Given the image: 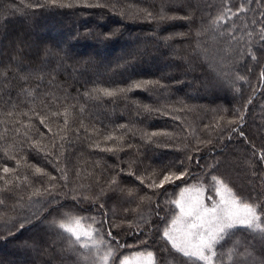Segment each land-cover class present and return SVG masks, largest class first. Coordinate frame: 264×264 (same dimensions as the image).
I'll return each mask as SVG.
<instances>
[{
    "label": "snow or ice",
    "instance_id": "1",
    "mask_svg": "<svg viewBox=\"0 0 264 264\" xmlns=\"http://www.w3.org/2000/svg\"><path fill=\"white\" fill-rule=\"evenodd\" d=\"M170 6L183 8L185 14H169ZM77 8H109L115 12L117 5L106 3L105 0H19L17 5H6L4 11L24 15L35 9ZM205 8H214L215 14L204 13ZM197 11L202 13L201 27L196 30L197 38L212 32L214 39H226L229 45L224 50L225 56L211 66V77L206 83L212 86L228 85L239 94L241 89L238 84L247 78L239 73L238 66L245 63L248 57L256 63L264 58V0H239L238 3L234 0H219L215 4L203 5L199 2L193 4L190 0H180L178 3L161 0L158 10H153L151 6L139 8L136 16L149 22L184 20L192 23ZM124 14L122 11L121 15ZM238 20L240 23H237ZM176 35L183 37L184 34ZM64 56L67 57V53ZM23 59V49H19L0 71V79L4 82L0 88V102L11 105L12 110L5 113L8 118L6 122H11L13 126L12 131L20 143V151H24L23 146L26 144L29 150L42 153V158L52 166L56 174L35 164L27 165L26 156L17 154L14 144L3 149V158H0V206L6 203L4 194H14L23 188H31L28 193L29 203L33 197L44 199L42 211L5 219V225L10 226L6 227L7 236L0 235V239L15 236L16 232L26 227L54 234L55 240L52 243L64 242L65 247L60 249V254L74 255V264H264V178L261 179L259 191L253 184L251 191L242 195L220 174L219 168L224 163L221 159L207 164L201 173H195L193 168H201L200 161L203 157L198 155L201 146L211 143V140L196 138V144L191 145L190 142H185L188 140L185 137L181 141L183 148H177L186 153L183 159L172 160L140 174L136 171L137 161H129L127 175L135 176L139 182L138 187H121L119 174L107 181L94 172L82 177L79 167L75 169V177H70L72 169L69 149L74 146L73 137L75 141L86 142L89 149L118 154L124 151L125 145L132 147L128 143V137L130 133L135 135L131 123L114 125L110 130L107 126L100 129L95 124H86L84 113L88 109L86 104L79 103L81 98L85 102L103 99L114 101L119 97L127 98L129 93L136 90H147L149 86L163 89L165 85L159 80H132L125 86L94 85L91 89L85 87L82 93L77 89V94L73 97L69 91L70 84L55 85L56 73L63 64L62 58L57 69L52 70L51 77V83L61 94L45 91L40 94V104L36 106V94L43 83L45 70L33 72L23 63ZM30 79L39 82L33 90L23 87ZM12 80L17 81L16 86L19 88L15 101L8 91L12 87ZM260 80L264 83V69L260 72ZM87 83L85 81V85ZM22 96L29 97L33 106L26 111L17 112L15 110L24 103L20 100ZM177 103L182 107L169 105L167 108L153 109L145 105L144 108L163 115L190 110L184 101ZM248 103H251V99ZM74 114L79 119L78 126L75 127ZM37 119L39 125L47 129L48 143L41 144L46 133L35 124ZM173 119L179 120L180 117L175 115ZM244 119L245 116L241 113L238 118L227 122L232 126L231 132L239 131L242 138L245 137L241 127ZM216 126H220L219 120ZM33 132L40 139H36ZM168 135L167 132H152L144 133L143 137L147 142H153L156 137ZM253 156L256 157L252 166V174L255 176L256 166L264 165V149H261L258 156L254 151ZM9 161H14L15 167L10 166ZM93 167L98 168L99 162ZM21 168H31L40 186L33 187L29 177L21 174ZM85 179L90 180V183L84 184L82 180ZM189 180L194 182L189 183ZM113 196L126 203L136 204L135 208L124 209L125 215L119 219V223L116 222L115 211L112 213V220L108 219L106 211H101L106 207L103 201ZM86 204L97 209L95 215L81 214L91 210L84 207ZM17 205L23 206V196L18 198ZM129 212L135 214V220L127 219ZM97 215L101 217L99 220ZM105 224L108 225L106 232ZM125 225L128 229L126 235L137 241V245L129 244L127 240L121 242L118 234L112 231L118 229L122 232ZM134 246L143 250L130 251L128 254L121 251ZM43 264H50V261Z\"/></svg>",
    "mask_w": 264,
    "mask_h": 264
},
{
    "label": "trees",
    "instance_id": "2",
    "mask_svg": "<svg viewBox=\"0 0 264 264\" xmlns=\"http://www.w3.org/2000/svg\"><path fill=\"white\" fill-rule=\"evenodd\" d=\"M105 2L116 3V11L113 12L109 8L35 9L22 15L19 12L4 11L6 5L9 3L17 5L19 0H0V71L19 49H23V63L29 70L38 72L44 69V80L36 94V106L40 104V94L45 91L56 95L61 94L56 91L55 85L70 84L69 91L73 97L76 96L77 89L82 93L85 87L91 89L94 85L125 86L132 80H159L165 85L163 89L158 86H149L147 90H136L129 93L127 98L119 97L114 101L103 99L85 102L81 98L79 103L86 104L88 109L84 113L86 124H95L100 129L107 126L110 130L114 125L131 123L135 129V135L130 133L128 137V143L132 147L128 148L125 145L124 151L118 154L101 153L97 149H89L86 142L75 141L73 137L74 146L69 149L72 169L70 177H75V169L79 167L82 170V177H87L89 172H94L96 175H102L103 180L107 181L113 175L119 174L121 187H138L139 182L135 176L127 175L128 162L135 159L136 171L140 174L159 168L172 160L179 161L186 153L178 151L177 148H183L184 144L181 141L187 137L188 140L185 142H190L191 145L196 144V138L204 141L211 140V143L201 146V151L198 153L203 157L200 161L201 168H193L195 173H201L207 164L221 159L224 163L221 164L219 172L236 191L247 195L253 184L259 191L261 179L264 178V165L256 166L255 176L252 174V166L256 159L253 152L255 151L258 156L261 149H264V83L260 80V72L264 69V58L256 63L248 57L245 63L238 66L239 73L247 78L246 81L238 84L241 89L239 94L228 85L212 86L206 83L211 77V66L225 56L224 50L229 45L226 39L219 37L214 39L212 32L197 38L196 30L201 27L202 13L200 11L196 12L192 23L184 20L157 23L141 19L136 16V13L139 8L149 6L153 7V10H158L161 0H105ZM172 2L178 3L180 0H172ZM190 2L193 4L199 2L203 5L215 4L219 0H190ZM234 2L238 3L239 0ZM122 11L124 15H121ZM173 12L179 15L185 14L183 8L177 9L170 6L169 14ZM209 12L215 14V9H204V13ZM237 23L240 21L238 20ZM51 30L62 31L66 39L70 37L68 41H64L63 47H73L74 44H82L85 48L94 47L97 51H103L104 59L94 54L92 55L94 59L87 54L75 56L69 54L68 48L64 50L54 46L50 39L52 38ZM177 33L184 35L181 37L176 35ZM167 37L171 39L166 40ZM120 45L122 50L118 57L112 51ZM65 53L67 57L64 56ZM62 58L63 64L58 68L55 85H53L52 70L57 69L58 62ZM153 60H157L162 68L159 70L149 68L148 64ZM105 61L106 66H103ZM249 68H251L250 72ZM85 81L88 82L86 85ZM38 83L37 80L30 79L23 84V87L33 90ZM3 84V80L0 79V88ZM11 84L12 87L8 91L15 101L19 88L16 86L17 81L12 80ZM249 99H251L250 104ZM20 100L24 103L15 110L17 112L26 111L33 106L31 99L27 96L20 97ZM177 101H184L190 110L163 115L161 112L147 111L144 108L145 105L153 109L167 108L169 105L176 108L182 107ZM9 110H12L11 105L0 102V158H3V149L14 144L17 154L26 156L27 165L35 164L56 174L52 166L42 158V153L38 154L34 149L29 150L26 144L23 146L24 151H20V143L12 131L13 126L11 122H6L8 118L5 113ZM241 113L245 116L241 126L245 133L244 138L240 137L239 131L231 132L232 126L227 123L229 120L238 118ZM175 115H178L180 119H173ZM73 119L76 120L73 126H78V116L74 114ZM218 120L219 127L216 126ZM34 122L41 131L46 133L41 144L48 143L47 129L39 125L38 119ZM152 132H167L169 135L156 137L153 142H147L143 134ZM33 135L36 139H40L35 132ZM97 162L99 167H93ZM8 163L15 167L14 161ZM21 174L29 177L33 187L40 186L31 168H21ZM192 181L189 180V183ZM82 182L87 185L90 180L85 179ZM93 187L95 189L94 185ZM95 190L98 191V189ZM30 191L31 188H23L14 194H4L6 203L0 206V235L7 236L6 227L10 225L6 226L4 220L8 217L19 218L43 210L41 207L43 197H33L32 202H28ZM169 191L172 189L169 188ZM20 196H23L22 207L17 205ZM103 202L106 207L101 211L108 213L109 220L113 219L112 213L115 211L117 223L125 215V208L131 209L136 205L126 203L116 196L111 199L106 198ZM84 207L91 210L81 213L82 215L91 216L97 212V209L90 204ZM100 218L97 215V219ZM127 219L135 220V214L129 212ZM107 230L108 225L105 224L104 231ZM112 231L118 234L121 242L127 240L129 244H138L126 235L128 232L126 225L122 232L118 229ZM53 240H55L54 234H46L36 228L26 227L16 232L15 236L0 239V264H43L45 261H50V264H74L76 261L74 255L66 253L61 256L60 254V249L65 247L64 242L56 241L53 244ZM2 249L8 253L2 254ZM140 250L143 249L134 246L132 249L121 251L128 254L130 251ZM11 254H14L13 262L5 259Z\"/></svg>",
    "mask_w": 264,
    "mask_h": 264
},
{
    "label": "rangeland",
    "instance_id": "3",
    "mask_svg": "<svg viewBox=\"0 0 264 264\" xmlns=\"http://www.w3.org/2000/svg\"><path fill=\"white\" fill-rule=\"evenodd\" d=\"M50 33L52 35V38H50V39H52V42L55 44L54 46H56L58 48H64V50H65V48H68V46L63 47L62 44L65 43L64 41H68V39H70V37H68V39H66V36H64L63 32L60 30H57V31L51 30ZM72 46L73 47L68 48L69 54H74L75 56L87 54V56H91V58H93L92 55L94 54L96 57L104 59L103 51H97L94 47L85 48L82 46V44H74ZM120 48H122V45H120L119 48H116L114 51H112V52H115V54L118 55V57H120V52L122 50ZM157 62H158L157 60H153V62H149L148 67L151 69L155 68V69L159 70V68H162V67ZM103 66H106V61H105V65H103ZM188 94H190V92H188ZM206 101H208V100L206 99ZM193 182L194 181H192L190 183H193ZM175 191L178 192L179 189H175ZM135 207H136V205H134V208ZM1 252H2V254L8 253V252H6L5 249H2ZM124 254H126V253L124 252ZM13 256H14V254H11V255L7 256L5 259L13 262L15 259V258H13ZM117 264H118V262H117Z\"/></svg>",
    "mask_w": 264,
    "mask_h": 264
}]
</instances>
